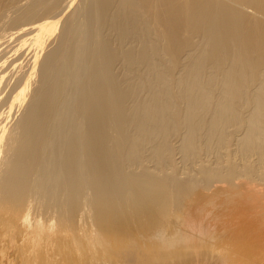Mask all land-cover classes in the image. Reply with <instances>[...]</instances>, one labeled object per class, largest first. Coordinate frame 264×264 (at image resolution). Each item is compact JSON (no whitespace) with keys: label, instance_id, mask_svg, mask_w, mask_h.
Masks as SVG:
<instances>
[{"label":"bare ground","instance_id":"bare-ground-1","mask_svg":"<svg viewBox=\"0 0 264 264\" xmlns=\"http://www.w3.org/2000/svg\"><path fill=\"white\" fill-rule=\"evenodd\" d=\"M36 233L264 264V0H0V243Z\"/></svg>","mask_w":264,"mask_h":264},{"label":"rangeland","instance_id":"rangeland-1","mask_svg":"<svg viewBox=\"0 0 264 264\" xmlns=\"http://www.w3.org/2000/svg\"><path fill=\"white\" fill-rule=\"evenodd\" d=\"M42 240L43 242V246L41 249H38L36 250V256H28V249L26 248V246H29L28 243H24L23 241H21L20 239H16V247H20V246H24L26 248V252H24L25 250H21V252H17L14 250H10L8 249L9 245H8V242H6V244L4 242H1L0 243V259L2 257H5L7 260V263L6 261L4 263H0V264H90L89 261L90 260H94V257H90L88 256L85 261L82 260V261H79V262H76V263H69L68 261H64V256H62L60 253H59V249L52 245H48L47 242L45 241V237L41 234H37L29 241L33 242V241H39V240ZM8 245V246H7ZM7 250H6V249ZM77 248H84V247H81V246H75L73 249L77 250ZM221 248V247H220ZM224 248V247H222ZM86 249V248H84ZM231 248H227L226 251L224 252H227L228 250H230ZM87 250V249H86ZM12 251V252H11ZM230 251H233L232 249ZM229 253V251H228ZM231 253V252H230ZM229 253V255H230ZM225 254V253H224ZM223 254V256H225ZM227 254V257L229 256ZM77 257H79L80 255H76ZM77 257H74V258H77ZM73 261V260H72Z\"/></svg>","mask_w":264,"mask_h":264}]
</instances>
